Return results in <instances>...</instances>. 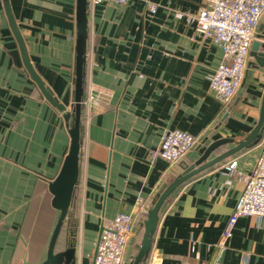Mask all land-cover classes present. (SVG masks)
Returning a JSON list of instances; mask_svg holds the SVG:
<instances>
[{"label": "crops", "instance_id": "crops-1", "mask_svg": "<svg viewBox=\"0 0 264 264\" xmlns=\"http://www.w3.org/2000/svg\"><path fill=\"white\" fill-rule=\"evenodd\" d=\"M9 2L33 68L71 111L77 0ZM204 7L205 0H90L79 179L57 244V252L75 247L76 264H94L102 228L122 213L135 220V256L146 214L164 185L211 145L233 141L208 161L233 149L259 123L264 70L251 66V54L232 103L223 105L211 90L224 51L188 19ZM263 34L264 16L257 36ZM166 131L195 138L176 165L157 155ZM261 141L175 190L142 264H264V218H240L228 249L216 252L243 192L242 178L255 170ZM70 142L64 114L41 98L25 70L0 0V264L46 260L60 218L49 183L60 173ZM233 162L235 175L228 171Z\"/></svg>", "mask_w": 264, "mask_h": 264}, {"label": "built area", "instance_id": "built-area-1", "mask_svg": "<svg viewBox=\"0 0 264 264\" xmlns=\"http://www.w3.org/2000/svg\"><path fill=\"white\" fill-rule=\"evenodd\" d=\"M95 4H126L129 0H92ZM156 12V7L152 8ZM264 16V0H205L198 15L188 17L197 31L224 51V61L211 78V90L223 105H229L240 92L249 63L251 48ZM195 145V138L182 131H166L158 157L176 165ZM254 172L242 178L244 189L232 212L222 237L216 245L218 254L228 249V242L240 218H264V131ZM237 163L228 166L235 175ZM230 185V181L228 182ZM135 237L132 215L119 214L103 227L94 264H125L130 240Z\"/></svg>", "mask_w": 264, "mask_h": 264}, {"label": "water", "instance_id": "water-1", "mask_svg": "<svg viewBox=\"0 0 264 264\" xmlns=\"http://www.w3.org/2000/svg\"><path fill=\"white\" fill-rule=\"evenodd\" d=\"M90 0H77L76 7V22H77V40H76V83H75V101L71 111L59 102L53 95L52 91L46 87L45 82L41 79L38 73L33 68L25 39L18 27V23L13 14L9 0H4V8L11 32L19 47L22 61L27 74L33 83L41 92V98L47 101L52 107L64 114V119L67 123L70 135L69 152L64 160L58 176L50 181L49 190L53 195L52 206L60 212L59 221L53 232L47 258L40 264H76V249L73 246L68 247L64 251L57 252L58 240L67 219L70 208L73 203L75 189L79 179V164L81 154V118L84 103V85H85V68H86V52H87V39H88V10ZM262 31V30H261ZM252 48L251 57L255 63L251 66L254 69L264 70V34L261 36L256 35ZM72 121V122H71ZM264 130V101L261 111V116L258 125L252 133L244 140L240 141L237 146L220 155L212 161H208L211 154L216 151L220 146L232 143V140H222L207 148L202 158L194 165L188 167L180 177H178L171 184L164 185L160 195L155 201L154 205L146 214V219L143 223V237L139 246L137 254L134 256L133 251L135 247L136 238L133 237L128 245L125 264H142L149 256L153 238L158 229L160 214L166 206L169 197L179 188L182 184L195 177L204 170L218 164L219 162L237 154L238 152L254 146L262 139V131ZM103 228L100 233V238ZM99 238V241H100ZM98 246V245H97ZM97 253V249H96ZM95 253V257H96ZM28 264V263H24Z\"/></svg>", "mask_w": 264, "mask_h": 264}]
</instances>
